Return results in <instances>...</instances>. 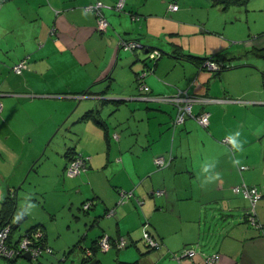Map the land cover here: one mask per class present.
I'll use <instances>...</instances> for the list:
<instances>
[{
    "label": "crops",
    "instance_id": "0c3cea01",
    "mask_svg": "<svg viewBox=\"0 0 264 264\" xmlns=\"http://www.w3.org/2000/svg\"><path fill=\"white\" fill-rule=\"evenodd\" d=\"M95 1H0V211L2 202L16 194L12 221L23 214L26 218L21 224L30 218L12 238L38 225L48 247L68 249V253L94 246L103 235L122 236L127 240L125 247H132L117 249L121 251H117L116 264L121 259H138L139 264H204V258L214 253L218 260L213 264H264V228L258 231L246 222L248 201L232 191L242 180L258 188L261 197L256 211L264 226V126L244 120L248 106L264 105V96L251 98L241 91L239 95L245 98L234 103L226 90L220 97H211L207 91L210 71L188 59V55L225 53L229 40L218 34V52H208L205 45L203 52L197 48L206 42L204 32L208 31L191 10L197 5L213 6L211 1L196 0L194 6L182 0V5L158 0L160 8L153 9L151 0H126L124 15L102 9L110 22L102 30L95 13L85 10ZM101 1L111 5L115 0ZM171 3L177 5L176 10L168 9ZM134 14L138 19H132ZM122 38L137 39L141 46L158 49L160 55L151 60L144 48L124 49L119 46ZM155 38L161 41L159 46L165 43L167 47L156 46ZM255 46L264 47V41ZM24 56L27 67L21 73L11 72ZM137 73H144L149 93L137 87ZM178 89L218 99L203 103L209 112L206 127L188 118L173 130L175 106L146 98ZM200 106L196 104L194 111H200ZM88 110L96 112L100 124L92 117L81 119ZM122 112L126 119L144 126L131 133L134 137L116 130L123 127ZM227 135L237 139L239 150L221 142ZM59 136L64 142L47 153ZM69 146L88 160L85 171L75 177L64 174ZM156 156L170 163L158 168L153 161ZM53 158L57 184L62 191H70L67 225L74 222L75 233L68 244L57 243V236L50 235L37 216L38 207L44 206L39 203L35 181L22 189L30 174L38 176L42 161ZM237 164L246 168L239 173ZM206 165L212 166L207 173L203 171ZM209 176L218 178L204 183ZM121 191L131 194L121 196ZM75 194L79 205L89 200L90 207L74 208ZM24 197L27 202L22 201ZM29 201L36 204L34 211ZM22 202L27 205L24 209ZM50 215L53 221L54 212ZM145 220L161 243L158 249L147 248L137 234ZM185 249H193L194 255L180 261L173 258ZM98 255L97 251V264H103ZM66 259L61 260L63 264Z\"/></svg>",
    "mask_w": 264,
    "mask_h": 264
},
{
    "label": "rangeland",
    "instance_id": "374dc122",
    "mask_svg": "<svg viewBox=\"0 0 264 264\" xmlns=\"http://www.w3.org/2000/svg\"><path fill=\"white\" fill-rule=\"evenodd\" d=\"M178 5H182L181 0H176ZM186 3H190L196 6L198 3L196 0H182ZM154 3L153 9H159L160 4L158 0H151ZM144 5V1L141 3V6ZM198 6V5H197ZM195 7L191 10L192 14L195 18H200V23H204V28L207 29L208 32H204L205 37H207L206 42L198 46L201 52L204 50V45L206 50H210L208 52L215 53L218 52V48H221V44L217 43V39L215 37L220 36L222 38H227L229 42H227V47L224 49L226 57L227 68L223 71L218 72L217 75H213V73L207 72L209 75L208 82V94L211 97H220L224 94V91L228 90L234 100V103H242L245 97L239 95L242 92H248L249 96L252 98L254 94H260L264 96V77H262L261 69L264 68V57L257 56L249 51L253 46L258 45L259 42L264 41V34L261 32L264 31V0H246L243 4L238 5H230L226 9H222L219 5L211 6L209 4L204 5L203 8ZM113 11V10H112ZM125 11L116 12L113 11V14L116 16L124 15ZM142 17V16H140ZM109 22V20H107ZM197 22V20H196ZM110 23V22H109ZM110 28V26H109ZM261 33V35H260ZM259 34V36H258ZM257 35V36H256ZM217 36V37H218ZM156 46H159V39H154ZM253 41V43H251ZM162 49L167 47V44H162ZM194 46V44H192ZM199 52V51H198ZM13 70L11 69V72ZM209 71V70H208ZM239 98V99H238ZM248 98V97H247ZM255 98V97H254ZM240 100V101H236ZM157 105V104H156ZM246 105V104H244ZM253 105V104H252ZM248 106V112L244 116V120L247 124L251 125H262L264 126V105H259L261 110L257 106ZM245 112V111H244ZM124 118L123 127L116 128L117 131H123L128 136L134 137L136 129L138 128L140 131L144 126L142 123L137 120V122L130 118L126 119L127 115L125 112L119 114ZM138 118H140L141 114L137 113ZM111 118V117H110ZM112 120V119H110ZM127 120V121H126ZM113 126V125H111ZM258 127H254L256 130ZM112 129V128H111ZM54 133V132H53ZM262 137V136H261ZM63 142L61 136L58 138L55 137L54 140L51 141L49 147L47 149V153H50V150L58 148ZM55 144V146H52ZM112 144V143H111ZM114 144V142H113ZM53 155V154H52ZM51 159L50 162L42 161L41 169L38 171V176L34 173L30 174V176L26 179L24 188H27L29 184L35 181L36 189L38 191V200L39 203H43L44 207H38L37 216L44 220L48 233L50 235L57 236V243L66 242L69 243V240L73 237L75 233V225L74 222L71 221V225H67L69 222L67 221V216H70L69 211V189L65 188L64 191L60 189L59 184H57L58 177L54 174L53 165L56 161ZM85 171V170H84ZM82 171V172H84ZM81 172V173H82ZM66 175V174H65ZM110 176V175H109ZM64 178L66 176H63ZM20 190L19 194L22 195V191ZM32 196L37 195L35 193H31ZM75 200L73 201L74 208H78V206L82 208V205H79L78 199L79 195H74ZM73 197V198H74ZM31 198V197H30ZM71 198V197H70ZM32 199V198H31ZM82 200V199H81ZM22 201H26V198ZM89 201V200H87ZM27 202V201H26ZM31 201H29L30 203ZM80 202V201H79ZM23 203L24 209L27 205ZM20 203V204H22ZM32 206L31 211H34L36 205L29 204ZM18 210L21 207L18 204ZM73 210V208H72ZM36 211V210H35ZM68 211V214H67ZM54 212V220H50V214ZM79 212L81 213L82 210ZM26 215V214H23ZM30 222V218L26 219L16 230L18 232L22 229L26 224ZM147 222V220H145ZM149 225V224H148ZM18 234V233H17ZM138 235H142V230H138ZM141 240V237H140ZM140 240L138 241L139 243ZM73 243H71L72 245ZM142 244V243H141ZM143 245V244H142ZM132 246L120 248L122 250H127ZM53 249V248H52ZM115 246H113L109 251L98 250L101 262L103 264H116V256L118 255ZM65 253V254H64ZM83 251H80L78 248L73 249V251L68 253V249H53L52 254H44V256L40 257L41 260L38 263V260H26L23 257L19 256L16 261L13 263L3 257H0V264H49L50 262H59L63 264V259L67 258L64 264H78V260L82 257ZM124 261H131L125 260Z\"/></svg>",
    "mask_w": 264,
    "mask_h": 264
},
{
    "label": "built area",
    "instance_id": "2783aa9c",
    "mask_svg": "<svg viewBox=\"0 0 264 264\" xmlns=\"http://www.w3.org/2000/svg\"><path fill=\"white\" fill-rule=\"evenodd\" d=\"M124 0H117L115 7L117 10L121 9ZM105 5L101 1H96L94 3H90L85 6L86 11H93L96 15L97 25L99 29H105L107 27V21L101 14V8ZM169 10H176L177 5L175 3H171L168 6ZM124 49L132 50L135 47H138L139 44L134 41H125L120 40V44ZM160 55V52L156 49H153L149 53V57L156 58ZM204 65L207 69L213 70L218 68L217 62L213 60H207L204 62ZM27 67V63L24 59L19 60L16 64H14L11 68L15 73H21L22 69ZM144 73L139 75V77H143ZM139 89L148 92L149 87L142 83L139 85ZM147 99L156 100L159 102L171 103L176 108V114L173 119V126H177L182 124L187 117H192L199 125L206 127L209 123V112L202 111L197 115H193L192 107L197 103H205L208 101H217L218 99L214 98H203L196 94H192L187 92L186 90L178 89L173 94L169 95H156L150 94L146 96ZM2 109V102L0 101V111ZM223 143L231 146V137L225 136L221 139ZM154 163L158 168H162L169 164V160L165 159L163 156L154 157ZM240 168H244V166H240ZM84 170V159L82 157H78L74 160H71L66 167L65 174L69 177H74L78 175L81 171ZM232 191L236 194L242 195L248 201V207L245 210V216L247 218L248 223L257 230H262L264 226H262L256 211L257 201L261 197L259 190L255 186H248L246 183L241 182L238 185L232 187ZM161 191H156L155 194L160 193ZM121 196H129L131 192H120ZM91 205V201H86L83 204V209L89 208ZM113 208L109 209L108 214L112 213ZM148 222H144L142 224V239L144 243L150 249H158L161 246V243L147 230ZM11 230L10 224H5L0 227V257L3 258H12L22 255V253L28 251L30 253V258L36 260L38 256L41 255L42 252H51L52 249L47 245H39L36 241L40 239L42 233L40 229H35L33 231V235L30 237L26 233L21 237L19 242L16 245H13L9 240V233ZM34 238V240H33ZM127 245V240L120 236L116 238H109L107 235H103L98 238L97 246L99 250L106 251L111 247L115 246L116 248H124ZM195 251L193 249H185L181 253L174 254L173 258L177 261H180L182 257H192ZM85 255H91V250L86 249L84 251ZM218 260V256L216 253L208 255L204 258V262L206 264H213Z\"/></svg>",
    "mask_w": 264,
    "mask_h": 264
},
{
    "label": "trees",
    "instance_id": "16d2710c",
    "mask_svg": "<svg viewBox=\"0 0 264 264\" xmlns=\"http://www.w3.org/2000/svg\"><path fill=\"white\" fill-rule=\"evenodd\" d=\"M0 1H3V0H0ZM96 1H101V0H96ZM95 1V2H96ZM125 1L126 0H124V2H123V5H122V7H121V9H119V10H117L116 8H114L115 7V4L117 3V0H115L114 1V3L113 4H109V5H106V4H104L102 1V3L105 5V7H102L101 8V14L103 15V13H102V9L103 8H108V9H111V10H113V11H116V12H121V11H127L126 9H125ZM211 1V4L212 5H219L222 9H226L227 7H229L230 5H240V4H243V3H245V1L246 0H210ZM94 3V2H93ZM52 9L54 10V11H56V12H59L60 11V9H58V8H54V7H52ZM93 12V11H92ZM103 17L105 18V16L103 15ZM106 19V18H105ZM132 19L134 20H136V19H138V15H136V14H134V15H132ZM106 21H107V19H106ZM108 24H107V26L109 25V22H107ZM262 34H264V31H262L261 32ZM261 33H260V35H261ZM257 36V35H256ZM258 36H259V34H258ZM123 39V38H122ZM123 40H125V41H134V42H137L138 43V41H137V39H123ZM139 44V43H138ZM120 47H122L121 45H119ZM123 48V47H122ZM136 48H144L146 51H147V58L148 59H151V60H155L156 58H151V57H149V53H150V51H152L153 49H151L150 47H146L145 45H140L139 44V46L138 47H135L134 49H136ZM156 49V48H155ZM133 50V49H132ZM156 50H158V49H156ZM159 51V50H158ZM249 51H252V53L253 54H255V55H257V56H261V57H264V47H262V46H253ZM160 52V51H159ZM21 59H24L25 61H26V63H27V57L26 56H24V57H22ZM21 59H19V60H21ZM188 59L191 61V62H193L198 68H200V69H203V70H209V69H207L206 67H205V65H204V62L205 61H207V60H213V61H215V62H217V64H218V68H216V69H213V70H209V71H211L212 73H213V75H217L218 74V72H220V71H223L224 69H226L227 68V64H226V60L228 59L227 57H226V55H225V53H223V52H218V53H216V54H214V55H210V56H204V57H200V56H193V55H188ZM18 60V61H19ZM17 61V62H18ZM16 64V63H15ZM27 65H28V63H27ZM25 69V68H24ZM24 69H22V71L24 70ZM261 74H262V77H264V68H262L261 69ZM137 75L139 76V73H137ZM137 76V78H136V85H137V87H139V85L140 84H142V83H144L143 82V79L141 78V77H138ZM150 90V89H149ZM149 93V92H148ZM197 104H200L201 106L200 107H202L201 108V110L200 111H198V112H195L194 111V106L196 105V104H194L193 105V107H192V113H193V115H197V114H199V113H201L202 111H207V110H205V108L203 109V107H204V105H203V103H197ZM96 113V112H95ZM93 114L92 113V111L91 110H88V111H85L83 114H82V116H81V119H85V118H88V117H92L93 119H95V121L96 122H98L99 124L101 123V121L97 118V114ZM188 118H192V117H187L186 119H188ZM174 119V118H173ZM173 119H172V121H171V127H172V129L174 130L177 126H180V125H182V124H184V122L186 121V119H185V121L182 123V124H179V125H177V126H173ZM227 136H229V135H227ZM231 137V136H230ZM232 138V137H231ZM222 142V141H221ZM223 143V142H222ZM225 144V143H224ZM228 146V145H227ZM229 147V146H228ZM232 143H231V146L229 147V149H232ZM65 155H66V158H67V161H66V164H65V167H64V174H65V170H66V167H67V165L69 164V162L71 161V160H74V159H76V158H78V157H82L83 159H84V170L86 169V165H87V158L85 157V156H83V155H81V154H79L78 152H76V150H75V147L74 146H69V147H67L66 148V150H65ZM170 163V162H169ZM240 166H244V168H240ZM236 167H237V170H238V172L239 173H241L242 172V170L243 169H245L246 168V165H236ZM83 170V171H84ZM82 172V171H81ZM80 172V173H81ZM79 173V174H80ZM78 174V175H79ZM67 176V175H66ZM77 176V175H76ZM69 177V176H68ZM75 177V176H74ZM241 182H244L243 180L241 181ZM240 182V183H241ZM239 183V184H240ZM245 183V182H244ZM248 185V184H247ZM248 186H251V185H248ZM253 186V185H252ZM256 187V186H255ZM257 188V187H256ZM258 189V188H257ZM16 194H14V195H11V196H9L7 199H5L3 202H2V207H1V211H0V227L1 226H3V225H5V224H10L11 225V230H10V233H9V240H10V242H12L13 243V245H16L18 242H19V240L21 239V237L26 233L27 235H29L30 237L33 235V231L35 230V229H40V231H41V233H42V236L40 237V239L39 240H37L36 242L39 244V245H47L46 244V238H45V233H44V231H43V229H41V228H39V226L38 225H33V226H31V227H29V228H27L25 231H23L22 232V234H20V237L18 238V239H14V238H12L13 237V232H15L17 229H19V226L16 228V229H13L12 228V225L14 224V222L15 221H12V214H13V212L15 211V205H16ZM86 201H84L83 203H82V206H83V204L85 203ZM82 209H83V207H82ZM85 210V209H84ZM245 220H246V222L248 223V221H247V218H246V216H245ZM249 224V223H248ZM250 225V224H249ZM251 226V225H250ZM252 227V226H251ZM141 230H142V227H141ZM147 230L149 231V233H151L152 234V232H151V230H150V228L148 227L147 228ZM258 231H261V230H258ZM153 235V234H152ZM154 237H155V235H153ZM156 238V237H155ZM33 240H34V238H33ZM141 240L144 242V240L142 239V235H141ZM35 241V240H34ZM97 241H98V239L95 241V244H94V246H91V247H88V248H85V249H83L82 251H83V253H82V264H84L86 261H88V260H91V259H93V258H95V253L99 250L98 249V246H97ZM159 241V240H158ZM160 242V241H159ZM145 244V243H144ZM146 245V244H145ZM146 247H147V245H146ZM147 248H149V247H147ZM86 249H90L91 250V255H85L84 254V251L86 250ZM150 249V248H149ZM53 253V250L51 251V252H46V251H44V252H42L41 253V255L40 256H38L37 258H36V260H39V258L40 257H42V256H44V254H46V255H48V254H52ZM19 256H21V255H19ZM19 256H17V257H12V258H5V259H7V260H9V261H11V262H15L16 261V259L19 257ZM204 262V261H203ZM49 264H60L59 262H50ZM117 264H139V262H138V259H135V260H132V261H124V260H118V262H117ZM204 264H206L205 262H204Z\"/></svg>",
    "mask_w": 264,
    "mask_h": 264
},
{
    "label": "water",
    "instance_id": "95a60500",
    "mask_svg": "<svg viewBox=\"0 0 264 264\" xmlns=\"http://www.w3.org/2000/svg\"><path fill=\"white\" fill-rule=\"evenodd\" d=\"M66 134L63 136V139L65 138L66 140ZM64 142V141H63ZM26 218V215H22V217L20 219H17L14 224L12 225V228L13 229H16L20 224L21 222ZM21 257H23L24 259L26 260H31L30 258V253L28 251L22 253ZM84 264H97V259L96 258H93L91 260H88L86 261Z\"/></svg>",
    "mask_w": 264,
    "mask_h": 264
},
{
    "label": "clouds",
    "instance_id": "9594fccd",
    "mask_svg": "<svg viewBox=\"0 0 264 264\" xmlns=\"http://www.w3.org/2000/svg\"><path fill=\"white\" fill-rule=\"evenodd\" d=\"M239 133L236 134V136H238ZM231 143L233 145L234 148H236L237 150H239L241 148V144L238 143L237 139L235 137H232L231 138ZM212 166H209V165H206L204 168H203V171L205 173L209 172L210 168ZM218 177H212V176H209V177H206L204 183H208V182H211L213 179H216ZM30 208L32 207L31 205L29 206ZM26 212L28 211V209L25 210ZM21 217L20 216H17V219H20Z\"/></svg>",
    "mask_w": 264,
    "mask_h": 264
}]
</instances>
